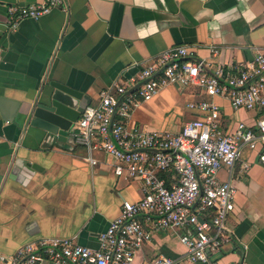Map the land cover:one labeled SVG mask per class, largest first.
<instances>
[{"label": "crops", "instance_id": "0c3cea01", "mask_svg": "<svg viewBox=\"0 0 264 264\" xmlns=\"http://www.w3.org/2000/svg\"><path fill=\"white\" fill-rule=\"evenodd\" d=\"M42 0H0V254L42 239H71L90 247L118 216L122 200L142 196L136 179L116 176L106 154L76 145L66 133L31 124L32 111L62 84L97 105L99 91L115 83L140 82L143 68L166 48L189 45L199 59L229 64L249 61L264 50V0H68L16 29L7 22L10 5ZM211 47L218 49L213 57ZM212 100L230 132L238 121L252 126L254 110L232 108L228 99L195 87H161L125 118L128 128L176 133L199 115L191 104ZM259 149H243L233 165L221 167L220 181L235 188V206L225 221L216 264H264V164ZM89 156L98 164L92 167ZM150 239L133 264L158 255L179 264L188 259L181 231L154 226L155 216L139 215ZM0 264H6L0 260ZM40 264H54L43 260Z\"/></svg>", "mask_w": 264, "mask_h": 264}, {"label": "built area", "instance_id": "2783aa9c", "mask_svg": "<svg viewBox=\"0 0 264 264\" xmlns=\"http://www.w3.org/2000/svg\"><path fill=\"white\" fill-rule=\"evenodd\" d=\"M68 0H42L7 8L9 27L16 29L24 18L37 19ZM213 57L218 49L211 47ZM140 82L115 83L99 91L97 105H87L77 119L73 142L90 150H100L116 176L136 179L142 196L136 202L122 200L118 216L98 234L96 247L71 239H42L20 247L0 260L6 264H133L136 252L151 237L139 215L155 216L154 226L181 231L179 241L188 259L216 264L214 255L226 242L225 221L235 206V188L220 181L218 171L230 168L243 149H259L264 164V50L249 61L211 65L195 55L189 45L161 51L143 68ZM195 87L210 97L229 100L233 109L254 110L259 116L252 126L236 122L230 132L222 127L223 112L212 100L191 106L199 115L183 122L176 133H160L128 128V117L140 102L148 100L164 86ZM92 167L99 162L89 156ZM149 264H179L165 255Z\"/></svg>", "mask_w": 264, "mask_h": 264}, {"label": "water", "instance_id": "95a60500", "mask_svg": "<svg viewBox=\"0 0 264 264\" xmlns=\"http://www.w3.org/2000/svg\"><path fill=\"white\" fill-rule=\"evenodd\" d=\"M52 86L53 90L47 99L33 109L31 124L49 133L64 134L90 100L86 95H81L62 84L52 83Z\"/></svg>", "mask_w": 264, "mask_h": 264}, {"label": "rangeland", "instance_id": "374dc122", "mask_svg": "<svg viewBox=\"0 0 264 264\" xmlns=\"http://www.w3.org/2000/svg\"><path fill=\"white\" fill-rule=\"evenodd\" d=\"M77 121V119L74 121V123Z\"/></svg>", "mask_w": 264, "mask_h": 264}]
</instances>
